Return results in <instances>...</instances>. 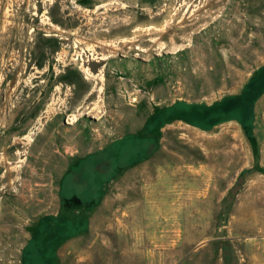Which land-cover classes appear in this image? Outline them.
Here are the masks:
<instances>
[{
	"label": "rangeland",
	"instance_id": "1",
	"mask_svg": "<svg viewBox=\"0 0 264 264\" xmlns=\"http://www.w3.org/2000/svg\"><path fill=\"white\" fill-rule=\"evenodd\" d=\"M14 62L20 67L2 88L10 80L14 88L17 73L18 91L28 81L48 85L33 89L47 97L36 112L14 109L10 128L3 106L17 95L5 102L0 92V206L17 207L0 223V264H74L73 249H89L84 219L146 205L140 173L168 191L169 178L154 170L186 161L211 170L172 184L179 200L191 192L192 218L181 207L173 235L115 242L116 262L264 264V0H0V81ZM258 75L254 101L229 98ZM53 94L56 104L36 124ZM34 125L31 140L22 139ZM238 148L241 170L221 172L218 163ZM79 228L80 241L68 235ZM125 249L144 255L117 256Z\"/></svg>",
	"mask_w": 264,
	"mask_h": 264
},
{
	"label": "crops",
	"instance_id": "2",
	"mask_svg": "<svg viewBox=\"0 0 264 264\" xmlns=\"http://www.w3.org/2000/svg\"><path fill=\"white\" fill-rule=\"evenodd\" d=\"M262 65H264V63H262ZM231 142L232 144L230 145H241L240 140H232ZM227 152L228 153L226 154V156L233 158L225 160L222 163L219 162L217 168L221 172H223V170L231 171V169L239 172L241 170V161L240 159L235 160V155L236 153L240 152V149H230ZM210 171L211 170L209 165L204 164L202 162L195 164L191 161H186L184 164H176L172 166L170 165V167L168 166L166 168L159 167L154 170L153 177H156L158 180L164 179V177H168V191H166V188H162L160 186L159 181H148L147 178H151V176L147 173H140V177L146 179L145 185L142 184L141 186H139V191H142L143 196L147 197L146 205H144L143 202L137 200L136 202H133L128 208V210L125 212L126 216H122L120 212L118 215L112 214L113 216L105 217L101 220L96 217L84 219L83 222H88V226L90 227V229L88 227V234L86 236L89 244V249L81 250L80 246L75 247L73 249V251L76 252V260L74 261V264H92L91 258L98 256L105 258L106 264H118V262H116V260L114 259L115 242L136 241L137 243L141 242L143 244L145 240L160 241L162 229L169 230L168 232L170 235L172 234L171 232L176 233L177 210L181 209V207H185L186 212L188 211V216L191 219L193 209V197L190 192L189 196L184 197V200H179L178 195L176 193H172V184H178L183 180L186 183L187 181L192 183L191 181L193 178H197L198 176L207 177ZM150 193H152V195ZM226 193L227 191H224L218 200L222 201ZM235 202L236 201L234 200V204ZM149 209L153 210V215L151 217H148L147 215ZM185 218H187L186 214ZM72 220L76 221L78 225L81 224V219ZM184 224L185 230L187 231V226L188 224L191 226V222L188 223L185 221ZM100 225L103 226V235L102 233H100V229L98 228V226ZM68 235L76 237L80 241L81 236H85V231L82 234V231L79 228L72 234ZM185 235L187 239V232ZM250 237H255V235H249L245 238ZM189 240L192 241V238H190ZM99 242L103 245V249L100 250V253L98 254L97 248H99ZM59 250L60 249H58L57 254H59ZM118 252L120 255L117 256L121 258H128L127 256H130L132 253L137 254V257L139 256V254L141 256L144 255L143 250L130 252L129 250L125 249L124 251L119 250ZM151 254L154 255L153 252H151ZM171 255L173 257L176 256L175 252H173L169 256Z\"/></svg>",
	"mask_w": 264,
	"mask_h": 264
},
{
	"label": "bare ground",
	"instance_id": "3",
	"mask_svg": "<svg viewBox=\"0 0 264 264\" xmlns=\"http://www.w3.org/2000/svg\"><path fill=\"white\" fill-rule=\"evenodd\" d=\"M209 1H211V0H208V2ZM147 29H153L152 25L148 26ZM240 34H241V37H240L239 40L245 41L247 39V37L245 35V30H242L240 32ZM29 62H31V59L29 60ZM19 67H20V65H19L18 62H14V63L10 64V69L8 70V74L4 77L3 80L0 81V92H3L4 96L6 97L5 102L10 100V98H12L13 96L17 95V99L15 101V104L12 105L9 109H7L6 104H4L5 106H3V108H6V113L4 114V116H1L2 117L1 120L3 122H6V125H3V127L5 126V128H10L13 125L14 118L16 117V114H15V111H14L15 108L19 107L21 109V108H26L27 106H29V107H34L33 111L36 112L37 110H35V107L40 102H42L43 100L47 99V97L46 98H42V95H43L42 91L46 90L47 85H48L46 80H42L40 83L35 84L33 86L30 84L31 81H28L29 83H26L27 84L26 87L23 88L21 91H18L19 88H20L21 82H22L21 77L24 75L23 73L22 74L21 73H17V75H16V79L17 80L15 82L14 88H11V84H12L13 80H10L8 85L5 84V87L2 88L5 80L9 77V74L10 73H14L15 71L17 72ZM29 86H31V87L28 88ZM73 87L71 88V91H73ZM26 88H28L27 91H26ZM35 88H41V90H42L41 93L38 94L39 95L38 98L35 97V90H33ZM59 89H60L59 87L55 88L56 91H59ZM54 95L55 94H53V96ZM53 96L51 98H53L54 101H51L48 105L45 106L44 110L39 112V116L36 119V124L41 122L43 120V118L45 117V114L47 113V111L49 109H51V106L56 104L55 96L54 97ZM91 97H92V93H90L85 98L84 101L87 102L89 99H91ZM96 118H98V116ZM68 119H71V121H74L73 116L69 117ZM37 128H39V127H37ZM35 129H36V125H34L26 134H24L22 136V139H24L26 141L31 140L32 134L35 133V131H36Z\"/></svg>",
	"mask_w": 264,
	"mask_h": 264
},
{
	"label": "flooded vegetation",
	"instance_id": "4",
	"mask_svg": "<svg viewBox=\"0 0 264 264\" xmlns=\"http://www.w3.org/2000/svg\"><path fill=\"white\" fill-rule=\"evenodd\" d=\"M141 1H143V0H141ZM1 198L3 199L4 196H1ZM7 198H8V200H14L17 197L13 194V197H7ZM24 200L26 201V203L29 201V199H26V198H24ZM16 210H17V207L16 206H14L12 208V206L9 205V204L7 206H2V207L0 206V223L2 222V223L9 224V222H10L9 221L10 214L11 213H16L17 212ZM25 211H26V213H28L27 215H29V217L28 218H23V219H24L25 224H26V226H25L26 227V230L30 234L31 233V225H32L31 208L28 205H26L25 206ZM29 239L30 238H28V241H26V242H29ZM24 246H27V243H25Z\"/></svg>",
	"mask_w": 264,
	"mask_h": 264
},
{
	"label": "trees",
	"instance_id": "5",
	"mask_svg": "<svg viewBox=\"0 0 264 264\" xmlns=\"http://www.w3.org/2000/svg\"><path fill=\"white\" fill-rule=\"evenodd\" d=\"M259 75L256 78L252 76L249 79V81L244 85V87L242 88L240 93H238L236 95H234V94L233 95H228L229 98H235L236 100L238 99L239 101H242V100L243 101L244 100L245 101H249V102L254 101L256 99V97H257V93L255 92L254 81L259 80L261 78V76L259 77ZM260 80L263 82L262 84H260V87L264 86V78H262Z\"/></svg>",
	"mask_w": 264,
	"mask_h": 264
}]
</instances>
